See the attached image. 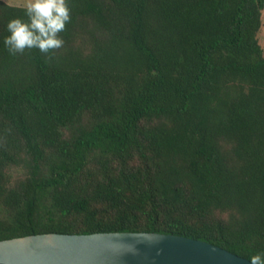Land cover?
Listing matches in <instances>:
<instances>
[{
	"label": "trees",
	"instance_id": "1",
	"mask_svg": "<svg viewBox=\"0 0 264 264\" xmlns=\"http://www.w3.org/2000/svg\"><path fill=\"white\" fill-rule=\"evenodd\" d=\"M10 54L0 0V240L154 232L264 253V0H68ZM250 261V260H249Z\"/></svg>",
	"mask_w": 264,
	"mask_h": 264
},
{
	"label": "water",
	"instance_id": "2",
	"mask_svg": "<svg viewBox=\"0 0 264 264\" xmlns=\"http://www.w3.org/2000/svg\"><path fill=\"white\" fill-rule=\"evenodd\" d=\"M0 264H251V262L213 244L184 236L154 232H107L42 233L0 240Z\"/></svg>",
	"mask_w": 264,
	"mask_h": 264
},
{
	"label": "clouds",
	"instance_id": "3",
	"mask_svg": "<svg viewBox=\"0 0 264 264\" xmlns=\"http://www.w3.org/2000/svg\"><path fill=\"white\" fill-rule=\"evenodd\" d=\"M22 7L23 17L13 16L5 26L7 35L3 37V45L9 53L37 49L50 54L61 48L64 40L60 33L71 19L68 0H25ZM249 260L251 264H264V253L257 252Z\"/></svg>",
	"mask_w": 264,
	"mask_h": 264
},
{
	"label": "rangeland",
	"instance_id": "4",
	"mask_svg": "<svg viewBox=\"0 0 264 264\" xmlns=\"http://www.w3.org/2000/svg\"><path fill=\"white\" fill-rule=\"evenodd\" d=\"M5 3L9 4V5H13V6H20L22 7L23 3L25 2V0H2ZM261 27L260 30L258 32V41L259 44L262 48V51L264 53V10L262 11V16H261Z\"/></svg>",
	"mask_w": 264,
	"mask_h": 264
}]
</instances>
